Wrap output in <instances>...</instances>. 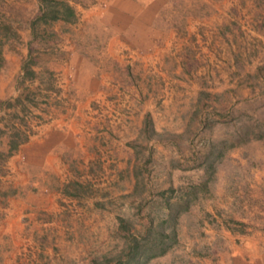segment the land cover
Segmentation results:
<instances>
[{
    "label": "rangeland",
    "instance_id": "obj_1",
    "mask_svg": "<svg viewBox=\"0 0 264 264\" xmlns=\"http://www.w3.org/2000/svg\"><path fill=\"white\" fill-rule=\"evenodd\" d=\"M40 1L0 0V139L75 138L21 209L0 177V264H234L264 245V0L229 17L163 0L148 41L114 39L111 0L47 21Z\"/></svg>",
    "mask_w": 264,
    "mask_h": 264
},
{
    "label": "crops",
    "instance_id": "obj_2",
    "mask_svg": "<svg viewBox=\"0 0 264 264\" xmlns=\"http://www.w3.org/2000/svg\"><path fill=\"white\" fill-rule=\"evenodd\" d=\"M202 1V4L205 5L221 7L219 10L227 17H229L231 6L236 7L242 2H250V0ZM162 4L163 0H111L112 12L105 17V20L122 23L120 28H113V31L116 32L114 39L126 36L144 38L148 41L151 37L161 35L162 30L153 29L152 25L159 21L157 19L158 10L161 9ZM223 19L229 23V19ZM207 21L209 25L213 23L212 19ZM85 70L88 71L90 82L95 84L94 89H97L96 85H99V77H95V74H93L95 65H86ZM4 89L5 87L0 88V96L4 95L2 94ZM93 91V88H90L84 91V94H90ZM73 134L62 129H49L45 135L41 136L28 134V137L17 142L16 147L12 150L10 148L11 138L3 139L4 137L1 136L0 161L5 169L0 173V177H10L14 183L13 186L16 187L14 189L15 196L18 197L17 202L14 204L16 209H21L24 205V202L20 201L19 193L22 192L21 194L25 196L30 195L32 190L29 184H33L34 179L38 176H42L44 180L43 169H49L53 161L57 160V152L62 150L65 145L64 142L67 140L72 142V138H75ZM228 258H236L234 264H264V245L258 243L257 240L244 239L240 245L233 247V253Z\"/></svg>",
    "mask_w": 264,
    "mask_h": 264
},
{
    "label": "trees",
    "instance_id": "obj_3",
    "mask_svg": "<svg viewBox=\"0 0 264 264\" xmlns=\"http://www.w3.org/2000/svg\"><path fill=\"white\" fill-rule=\"evenodd\" d=\"M40 13L36 19L39 20H56V19H67L73 20L76 17V12L74 7L65 0H41L39 5ZM2 28H8L9 25L6 23H1ZM0 44L2 41L0 40ZM4 56L3 50L0 45V68L3 65ZM24 67V65H23ZM28 74H34L32 69L25 70ZM20 100L19 97L16 98V101ZM17 142L11 138L10 148L11 150L16 147ZM164 247H160L159 252L163 251Z\"/></svg>",
    "mask_w": 264,
    "mask_h": 264
}]
</instances>
